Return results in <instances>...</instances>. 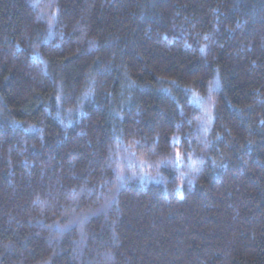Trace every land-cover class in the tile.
<instances>
[{"label":"trees","instance_id":"obj_1","mask_svg":"<svg viewBox=\"0 0 264 264\" xmlns=\"http://www.w3.org/2000/svg\"><path fill=\"white\" fill-rule=\"evenodd\" d=\"M0 264H264V0H0Z\"/></svg>","mask_w":264,"mask_h":264}]
</instances>
